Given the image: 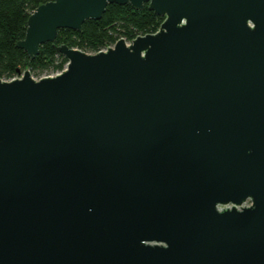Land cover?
<instances>
[{
	"label": "water",
	"instance_id": "95a60500",
	"mask_svg": "<svg viewBox=\"0 0 264 264\" xmlns=\"http://www.w3.org/2000/svg\"><path fill=\"white\" fill-rule=\"evenodd\" d=\"M113 4L164 21L0 79V264H264V0H53L17 48Z\"/></svg>",
	"mask_w": 264,
	"mask_h": 264
},
{
	"label": "trees",
	"instance_id": "16d2710c",
	"mask_svg": "<svg viewBox=\"0 0 264 264\" xmlns=\"http://www.w3.org/2000/svg\"><path fill=\"white\" fill-rule=\"evenodd\" d=\"M53 0H0V79L11 80L18 70H29L40 78L62 71L67 60L57 53L56 46L66 45L84 52H98L120 39L133 40L155 34L164 19L149 11H136L130 5H108L100 21H87L81 32L61 30L54 44L41 47L39 55L30 60L17 43L25 38L30 15L42 4Z\"/></svg>",
	"mask_w": 264,
	"mask_h": 264
},
{
	"label": "built area",
	"instance_id": "2783aa9c",
	"mask_svg": "<svg viewBox=\"0 0 264 264\" xmlns=\"http://www.w3.org/2000/svg\"><path fill=\"white\" fill-rule=\"evenodd\" d=\"M121 40V39H120ZM122 40H124L125 42H126V44L127 45H129L130 43H131V41L130 40H126V39H123L122 38ZM134 40V39H133ZM114 45L115 44H113V45H111V46H108L107 48H105V49H102V50H100V51H98V52H91V53H89V52H85V53H87V54H91V55H94V54H97V53H100V52H106L107 50H108V48H113L114 47ZM84 52V51H83ZM66 67H67V64L65 65V67H64V69L62 70V71H57V72H55V73H51V74H45V75H43V76H41L40 78H34V79H36V80H39V79H41V78H44V77H52V76H56V75H59V74H61L65 69H66ZM17 78H19V76H17V77H15V78H13V79H11V80H14V79H17ZM11 80H9V81H11ZM3 81H7V80H3ZM250 203H247L246 205L248 206Z\"/></svg>",
	"mask_w": 264,
	"mask_h": 264
},
{
	"label": "rangeland",
	"instance_id": "374dc122",
	"mask_svg": "<svg viewBox=\"0 0 264 264\" xmlns=\"http://www.w3.org/2000/svg\"><path fill=\"white\" fill-rule=\"evenodd\" d=\"M34 78H37L36 76H33Z\"/></svg>",
	"mask_w": 264,
	"mask_h": 264
}]
</instances>
